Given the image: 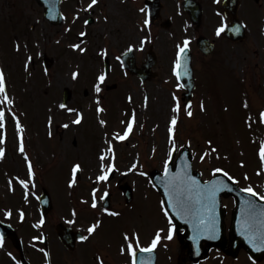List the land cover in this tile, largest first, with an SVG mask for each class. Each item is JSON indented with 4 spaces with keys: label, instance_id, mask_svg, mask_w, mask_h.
<instances>
[{
    "label": "rangeland",
    "instance_id": "374dc122",
    "mask_svg": "<svg viewBox=\"0 0 264 264\" xmlns=\"http://www.w3.org/2000/svg\"><path fill=\"white\" fill-rule=\"evenodd\" d=\"M88 1L69 0L65 7L69 14L66 25L54 28L43 20L41 9L34 1L0 0V72L5 77L6 95L11 101L0 104L4 112L0 136L5 141L0 144L4 152L0 157V221L12 225L31 264H44L43 232L48 234L52 253L58 255L54 264H71V255L63 253L56 238L55 226L59 222L74 226L93 221L102 231L95 235L98 241L106 246L111 239L113 218L88 208L90 198L87 200L86 193L83 196L80 192L84 187H95L91 186L93 176L100 171L99 162H102L98 154L107 152L110 146L111 151L116 149L110 151L116 156L113 171H118L119 175L123 171L120 178L115 176L117 183L124 176L128 181L134 180L135 171L140 169L135 165L137 158L143 168L142 175L153 166L161 168L175 145L189 147L196 169L206 176L222 170L234 175L240 186L254 188L259 196L264 194L261 191L264 189V161L260 156L264 126L261 127L259 117L264 112V0H258V5L256 0H241L239 15L248 36L235 43L217 35L225 22L220 0H198L204 11L198 32L191 30L186 15L179 17L181 0H162L165 4L162 17L172 18L174 27L164 30L154 26L147 29L149 35L143 28L142 0H129V4L97 0L100 4L92 11L93 25L83 21L87 18L84 7ZM176 8L179 9L177 15ZM184 26L193 37L194 49V37L198 35L216 39L218 47L209 58L194 51L198 85L188 110L191 116L183 107V91L176 86L170 72L177 46L174 38L181 41ZM150 34L155 38L159 57L155 68L157 77L140 84L117 69L115 56L129 43L136 46L140 38L151 41ZM14 43L20 48L11 53L8 50ZM23 43L28 46L25 51ZM44 56L52 60V63L47 62L50 65L47 69L42 66ZM103 56L116 67L100 83ZM110 84H116V88L108 92L105 86ZM97 85L99 92L95 90ZM65 88L70 90L71 97L61 107ZM115 90L118 92H112ZM126 95L132 98L130 103ZM174 108H178L180 120L170 140V121L177 114ZM135 114L132 136L127 143H120L114 132L122 131L127 118ZM77 115L81 120L79 124L73 123ZM25 156L31 159L36 170L34 181L38 190L32 191L27 181ZM73 163L81 164L83 175L82 181L71 189L67 180ZM126 171L131 173L126 175ZM17 177H20L18 185ZM41 186L48 188L53 205L44 226L34 201ZM141 187L144 200L132 206L134 209L126 210V223H130L129 230L141 229L143 243H151L156 237L153 226L149 218L139 222L136 208L147 211L160 207L151 199L154 195L149 182L143 179ZM223 204L233 208L231 200H223ZM113 205V211H117L119 207L116 203ZM160 222L162 232L168 236L162 215ZM16 258L19 259V253L9 240H0V264H18ZM210 259L203 264H247L234 263L217 255ZM168 262L163 259V263ZM171 263L178 261L174 259ZM110 264L117 261L112 260Z\"/></svg>",
    "mask_w": 264,
    "mask_h": 264
},
{
    "label": "snow or ice",
    "instance_id": "6c2138e0",
    "mask_svg": "<svg viewBox=\"0 0 264 264\" xmlns=\"http://www.w3.org/2000/svg\"><path fill=\"white\" fill-rule=\"evenodd\" d=\"M97 3V0H91V3L88 5V8H91L93 5H95ZM85 23H87V21H85ZM147 23V21L145 22ZM224 29L223 28H220L217 30V35L220 34V32H222ZM239 29H236V31H238ZM81 35H83V33H81ZM187 46H188V41H184V46L183 47H179V50H178V53H177V60H176V65L175 67L177 69L181 68L182 65H181V60L182 58L185 56L186 54V49H187ZM183 67L185 68V72L184 74L187 75V66H186V63L183 65ZM179 73H177V77L179 79ZM73 78H75V73L73 74ZM98 80L100 83H103L104 81V76L101 75L100 77H98ZM97 92L100 91V88L99 86L97 85L96 89H95ZM5 92V81H4V75L2 72H0V104H8V103H11V101L9 100L8 96L7 95H3ZM61 107H63V105H61ZM101 111V109H98V112ZM173 111H178V108H174ZM188 115L191 116L192 113L191 112H188ZM260 121L262 123H264V112H261L260 114ZM81 122L80 120V117L79 115H77V118L73 121V123L75 124H79ZM133 122L132 120H130L128 122V126L124 132V134L122 136H118L117 138L118 139H126L128 137V135L131 133L132 131V127H133ZM103 123V122H101ZM176 124V120L173 119L171 121V126L169 128V136H170V140H171V137H172V132H173V128ZM4 126V112L3 110H0V129H2ZM17 129L18 131L20 130V125L19 123H17ZM4 143V140L2 138H0V144H3ZM23 145L21 144V147H20V151L23 152ZM109 151H111V147H109L108 149ZM213 151H215V149H213ZM4 154L3 152V149L0 148V157H2ZM169 156H171V152L169 153ZM260 156H261V159L262 161H264V144H262L261 146V149H260ZM203 159V157H201ZM100 159L103 161L105 159L104 156H101ZM185 167H187V165H185ZM103 165H102V171H103ZM79 171V166H74L73 169H72V172H73V183L75 182V175L76 173ZM112 171V168L109 167L107 172H110ZM219 171V170H217ZM107 172H105L104 175H101L98 177V180H106L108 178L107 176ZM168 172H169V169H168V164L167 162L165 163V176L168 175ZM29 173L31 175V165H29ZM226 175V174H225ZM229 179H231L229 177ZM193 183H196L195 181H193ZM25 187H27L26 185H24ZM71 186V185H70ZM221 189L220 188H206L205 190V198L206 199H209L211 201H213V204H214V197H215V194L216 192L220 191ZM241 191H244V192H247L250 196L252 197H257V193L255 191H253V189L251 187L247 188V189H242ZM258 199L260 200H264V196H259ZM179 205L180 209L183 210V204L180 203L179 200H176L172 203L169 204V207H177ZM245 205L247 206V208L249 209H252L254 207V205L250 202V201H245ZM92 207L95 208L96 207V203H95V196H94V199H93V204H92ZM112 215H116L115 213H111ZM167 215V213H165ZM21 216H23V214H21ZM41 223H43V221H41ZM201 223H203V221H201ZM99 224L97 225H94L92 227H89L88 229V232L89 234H92L96 227H98ZM172 238V230L170 229L169 230V234H168V239H171ZM82 239H86V237H83ZM125 239H128L127 237H125ZM160 241V235L159 233H157L156 237L153 239L152 243H151V246L148 247V248H139V245H137L136 247L139 248V251L140 252H146V253H151L153 252V250L156 248L157 244L159 243ZM251 242V240H250ZM262 244H264V239H261L260 241ZM127 251H128V254L133 257V264H136V251L134 250L133 248V245L131 243L128 244V248H127Z\"/></svg>",
    "mask_w": 264,
    "mask_h": 264
},
{
    "label": "flooded vegetation",
    "instance_id": "af4514ba",
    "mask_svg": "<svg viewBox=\"0 0 264 264\" xmlns=\"http://www.w3.org/2000/svg\"><path fill=\"white\" fill-rule=\"evenodd\" d=\"M80 231L85 235L86 239L78 242L75 251L70 253L72 255L71 264H110L114 258L119 256L117 252L118 246L109 241L104 246L95 237L96 231L89 234L88 228L85 230L81 227ZM98 238L101 240V237ZM54 263H57V261H54Z\"/></svg>",
    "mask_w": 264,
    "mask_h": 264
},
{
    "label": "water",
    "instance_id": "95a60500",
    "mask_svg": "<svg viewBox=\"0 0 264 264\" xmlns=\"http://www.w3.org/2000/svg\"><path fill=\"white\" fill-rule=\"evenodd\" d=\"M228 35V34H227ZM228 36H230V35H228ZM231 37V36H230ZM260 209H261V206H258L257 208H256V211H255V213L257 214L259 211H260ZM243 228L244 227H240V232H242L243 231ZM231 240H232V243H236L237 244V246H241L242 245V242L240 241V240H238V238H236L235 237V234L232 232V230H231Z\"/></svg>",
    "mask_w": 264,
    "mask_h": 264
}]
</instances>
